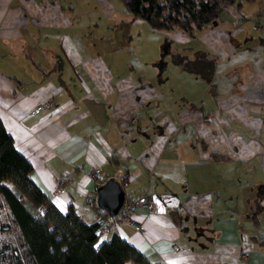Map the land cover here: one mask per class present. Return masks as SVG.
<instances>
[{
	"label": "crops",
	"instance_id": "0c3cea01",
	"mask_svg": "<svg viewBox=\"0 0 264 264\" xmlns=\"http://www.w3.org/2000/svg\"><path fill=\"white\" fill-rule=\"evenodd\" d=\"M132 17L120 0H0L1 123L61 211L106 213L88 200L93 167L124 195L151 194L139 229L118 221L98 240L114 231L162 264H264V213H250L264 183V0L227 3L192 32L143 24L145 44L91 28Z\"/></svg>",
	"mask_w": 264,
	"mask_h": 264
},
{
	"label": "trees",
	"instance_id": "16d2710c",
	"mask_svg": "<svg viewBox=\"0 0 264 264\" xmlns=\"http://www.w3.org/2000/svg\"><path fill=\"white\" fill-rule=\"evenodd\" d=\"M120 1L151 28L192 32L214 20L227 3L238 6L244 0ZM171 60L208 79L204 62L195 66L192 58L177 51ZM30 170V162L0 121V264H162L148 260L114 231L98 240L99 219L87 222L71 205L59 210ZM257 210L264 213V183L255 186L252 216Z\"/></svg>",
	"mask_w": 264,
	"mask_h": 264
},
{
	"label": "built area",
	"instance_id": "2783aa9c",
	"mask_svg": "<svg viewBox=\"0 0 264 264\" xmlns=\"http://www.w3.org/2000/svg\"><path fill=\"white\" fill-rule=\"evenodd\" d=\"M53 102L52 96H49L43 100L41 105H48ZM41 105H37L39 107ZM89 176L93 181L98 184L103 181L107 176H103L98 167H93L90 170ZM67 177L65 175H60L57 178V184L59 187H64L67 184ZM88 200L91 204L95 203V195L93 193L88 194ZM152 201V196L148 192H142L135 197L125 196L122 198L120 204L116 208L114 213H105L99 218V223L96 227V230L100 233H106L111 230V228L118 222L123 221L131 225L134 229L140 228L139 221L133 217V211L138 205L149 206ZM238 256L240 258H245L247 256V251L244 249L239 250Z\"/></svg>",
	"mask_w": 264,
	"mask_h": 264
},
{
	"label": "rangeland",
	"instance_id": "374dc122",
	"mask_svg": "<svg viewBox=\"0 0 264 264\" xmlns=\"http://www.w3.org/2000/svg\"><path fill=\"white\" fill-rule=\"evenodd\" d=\"M132 18L133 20L131 21L122 20V23H117L118 25L116 27H113V24H111L110 26L108 25V23H106L105 25V22L102 23V21H99L98 24H91V28L94 33L101 34L103 36H108L109 38H113L115 35H118V33L126 34L128 32H132V36L137 35V37L139 38V42L141 44H145V40H147L146 38L150 36L149 30L145 29V26H148L147 25L148 23L146 22L145 19L138 17V16H133ZM151 38L152 37H150V39ZM140 50L143 54L146 52L144 48L139 49V52ZM151 53L152 52H149L148 55H145L144 60L147 61L148 56H150ZM143 54H140V55H143Z\"/></svg>",
	"mask_w": 264,
	"mask_h": 264
},
{
	"label": "water",
	"instance_id": "95a60500",
	"mask_svg": "<svg viewBox=\"0 0 264 264\" xmlns=\"http://www.w3.org/2000/svg\"><path fill=\"white\" fill-rule=\"evenodd\" d=\"M212 23H214V20H212ZM159 59L163 63L161 57ZM123 197L124 192L121 184L113 176H107L96 185V204L107 213H114Z\"/></svg>",
	"mask_w": 264,
	"mask_h": 264
}]
</instances>
